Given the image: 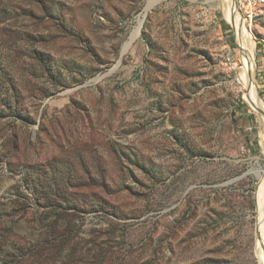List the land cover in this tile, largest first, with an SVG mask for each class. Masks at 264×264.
<instances>
[{
	"label": "rangeland",
	"instance_id": "374dc122",
	"mask_svg": "<svg viewBox=\"0 0 264 264\" xmlns=\"http://www.w3.org/2000/svg\"><path fill=\"white\" fill-rule=\"evenodd\" d=\"M149 2L0 0V264H260L264 6Z\"/></svg>",
	"mask_w": 264,
	"mask_h": 264
},
{
	"label": "bare ground",
	"instance_id": "6f19581e",
	"mask_svg": "<svg viewBox=\"0 0 264 264\" xmlns=\"http://www.w3.org/2000/svg\"><path fill=\"white\" fill-rule=\"evenodd\" d=\"M157 0H150L149 2V6L147 9H150L154 3H156ZM194 1V0H193ZM231 1V0H230ZM264 6V1H258L257 3H255V11L259 8ZM236 17L237 21H239V27H241L240 29L242 30V34L245 38V45H244V49H243V54H244V58L246 61V70H247V77L246 80L248 82L247 86L251 89H254V82H253V76H252V71L249 70L250 69V65H249V32L246 31V29H244V23H243V19L240 17V15H238V12H234V16H232V18L234 19ZM260 178L263 180V185H262V191L260 193L259 196V217H258V233H257V241H258V245H257V255H258V261L260 264H264V174H259Z\"/></svg>",
	"mask_w": 264,
	"mask_h": 264
},
{
	"label": "built area",
	"instance_id": "2783aa9c",
	"mask_svg": "<svg viewBox=\"0 0 264 264\" xmlns=\"http://www.w3.org/2000/svg\"><path fill=\"white\" fill-rule=\"evenodd\" d=\"M264 0H239L241 10L244 12L245 19L248 23H253L257 18L258 12L255 11V3Z\"/></svg>",
	"mask_w": 264,
	"mask_h": 264
},
{
	"label": "trees",
	"instance_id": "16d2710c",
	"mask_svg": "<svg viewBox=\"0 0 264 264\" xmlns=\"http://www.w3.org/2000/svg\"><path fill=\"white\" fill-rule=\"evenodd\" d=\"M38 183H40V182H38ZM40 184L43 185L42 183H40ZM48 190H50V189H48ZM50 191H52V190H50ZM55 192H57V191H55ZM62 198H63L62 202H64V203L67 202L69 200V198L71 199V197H68L67 195H63ZM51 206H57V205L53 203V204H51ZM69 208L71 209L72 207H69ZM66 209H68V208H66ZM72 209H76V208H72ZM37 252H39V251H37Z\"/></svg>",
	"mask_w": 264,
	"mask_h": 264
},
{
	"label": "water",
	"instance_id": "95a60500",
	"mask_svg": "<svg viewBox=\"0 0 264 264\" xmlns=\"http://www.w3.org/2000/svg\"><path fill=\"white\" fill-rule=\"evenodd\" d=\"M259 110H260V112L263 113V115H264V109H259Z\"/></svg>",
	"mask_w": 264,
	"mask_h": 264
}]
</instances>
